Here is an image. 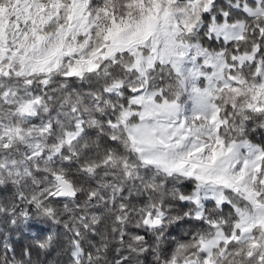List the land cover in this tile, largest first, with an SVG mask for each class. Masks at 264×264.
Here are the masks:
<instances>
[{
  "label": "snow or ice",
  "instance_id": "1",
  "mask_svg": "<svg viewBox=\"0 0 264 264\" xmlns=\"http://www.w3.org/2000/svg\"><path fill=\"white\" fill-rule=\"evenodd\" d=\"M0 264H264V0H0Z\"/></svg>",
  "mask_w": 264,
  "mask_h": 264
},
{
  "label": "trees",
  "instance_id": "2",
  "mask_svg": "<svg viewBox=\"0 0 264 264\" xmlns=\"http://www.w3.org/2000/svg\"><path fill=\"white\" fill-rule=\"evenodd\" d=\"M14 238V237H13Z\"/></svg>",
  "mask_w": 264,
  "mask_h": 264
}]
</instances>
